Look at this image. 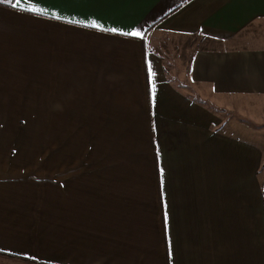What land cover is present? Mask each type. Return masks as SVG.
<instances>
[{"label": "crops", "instance_id": "0c3cea01", "mask_svg": "<svg viewBox=\"0 0 264 264\" xmlns=\"http://www.w3.org/2000/svg\"><path fill=\"white\" fill-rule=\"evenodd\" d=\"M30 6L0 0V264H264V0Z\"/></svg>", "mask_w": 264, "mask_h": 264}, {"label": "rangeland", "instance_id": "374dc122", "mask_svg": "<svg viewBox=\"0 0 264 264\" xmlns=\"http://www.w3.org/2000/svg\"><path fill=\"white\" fill-rule=\"evenodd\" d=\"M234 114H230L229 117L226 114V118L233 117ZM246 116V117H245ZM40 119V118H37ZM232 119H237V117H233ZM245 121V119H249L247 115H243L242 118H240ZM239 120V119H238ZM250 120V119H249ZM250 126L254 128H260V130L264 133V124L258 125L254 123H249ZM59 126L58 124H50L49 130L47 129V125H44L40 122L35 121L34 123L30 124H19V149L23 148L28 151L29 154H32V156H21L19 155V162L20 159L23 160V162L30 163V158L33 159L34 163V174L36 175H42L41 173V164H50L56 165L57 164V149L59 146ZM81 125H78V134L75 135L73 131L74 125H65L66 128V139H65V148L68 150L73 149V142L76 141L78 148H80V130ZM19 153L20 150H19ZM69 154L67 153L66 159L68 160ZM72 156V154H71ZM50 179L54 178L56 179V171L50 172ZM11 259H8V257L0 256V262H8ZM23 262H19L21 264ZM4 264V263H2ZM24 264V263H23ZM26 264V263H25Z\"/></svg>", "mask_w": 264, "mask_h": 264}, {"label": "snow or ice", "instance_id": "6c2138e0", "mask_svg": "<svg viewBox=\"0 0 264 264\" xmlns=\"http://www.w3.org/2000/svg\"><path fill=\"white\" fill-rule=\"evenodd\" d=\"M7 2L9 4H11V6L13 8H18V9H23L25 11H29L31 13H34V14H39V15H44V16H48L49 13L42 9V8H39V7H35V6H30V7H27L25 8L24 7V4L27 2V0H24V2H22V0H15V2L13 3L12 0H7ZM53 16H55V13H52ZM61 17L59 16H56V19H60ZM73 23H77V21H72ZM90 27H93V28H99L100 26L98 24H96L95 22H93ZM103 30H106V31H113L115 32L116 29H103ZM124 35L126 36H133V37H140L142 34L140 32H127V33H124ZM148 74H149V79L151 80L152 76H153V72H152V68L151 66H149L148 68ZM155 97H156V86L155 84L153 83L152 84V102H153V106H155ZM161 174L163 175V171L161 170ZM165 220L167 221V213L165 214ZM170 254H171V251H170Z\"/></svg>", "mask_w": 264, "mask_h": 264}]
</instances>
